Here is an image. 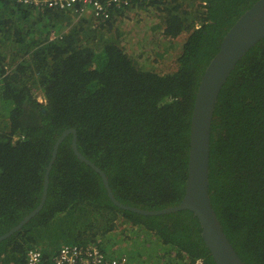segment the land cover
Here are the masks:
<instances>
[{
	"label": "trees",
	"instance_id": "trees-1",
	"mask_svg": "<svg viewBox=\"0 0 264 264\" xmlns=\"http://www.w3.org/2000/svg\"><path fill=\"white\" fill-rule=\"evenodd\" d=\"M256 1L141 4L162 17V38L189 33L176 69L162 73L124 48L118 22L131 8L104 22L84 16L74 23L69 11L1 0L0 235L40 204L55 142L68 128L77 129L79 150L107 174L118 200L148 210L178 205L200 81L225 34ZM72 141L70 134L59 146L41 211L0 242V264H25L32 246L49 256L63 242H96L107 255L120 256L121 244L109 236L117 234L121 218L129 223L126 233L161 245L155 261L217 264L193 211L145 215L119 207ZM209 188L238 254L246 264H264V38L241 58L219 94ZM138 259L154 264L145 254Z\"/></svg>",
	"mask_w": 264,
	"mask_h": 264
},
{
	"label": "water",
	"instance_id": "water-1",
	"mask_svg": "<svg viewBox=\"0 0 264 264\" xmlns=\"http://www.w3.org/2000/svg\"><path fill=\"white\" fill-rule=\"evenodd\" d=\"M262 38H264V0H258L238 18L225 34L218 52L211 59L200 81L191 121L186 190L178 205L148 210L127 205L118 200L110 186L107 174L79 150L77 129L68 128L55 142L45 175L40 204L13 229L0 235V242L21 229L25 223L41 211L47 198L49 174L57 157L59 146L68 135L73 134L72 144L75 154L100 173L109 197L116 205L145 215H158L189 209L197 216L202 227V237L217 264H246L225 233L211 201L209 188L211 132L214 111L225 82L241 58Z\"/></svg>",
	"mask_w": 264,
	"mask_h": 264
},
{
	"label": "rangeland",
	"instance_id": "rangeland-1",
	"mask_svg": "<svg viewBox=\"0 0 264 264\" xmlns=\"http://www.w3.org/2000/svg\"><path fill=\"white\" fill-rule=\"evenodd\" d=\"M127 12L129 17L126 21L124 20L123 24L118 22V25L121 24L120 27L123 26L125 30L123 45L126 51L146 68L162 73L174 71L177 67V58L189 33L183 32L173 40L162 38L161 27H158V24L162 23V17L155 8L148 7L146 9L137 6ZM163 49H166V52L163 54L157 53L164 51ZM41 95L39 93L40 99H42ZM118 222L116 226L117 234H110L109 238L112 242L121 244L120 254H126L130 264H146L138 259L140 254L147 255L148 259L151 260L150 263L162 264L155 261L156 251H160L158 247L161 245L151 240V238L139 237V232L130 231L126 233L125 230L129 229L126 225H129V223L122 218ZM60 245L61 243H58L57 247Z\"/></svg>",
	"mask_w": 264,
	"mask_h": 264
},
{
	"label": "built area",
	"instance_id": "built-area-1",
	"mask_svg": "<svg viewBox=\"0 0 264 264\" xmlns=\"http://www.w3.org/2000/svg\"><path fill=\"white\" fill-rule=\"evenodd\" d=\"M1 1V0H0ZM35 8H50L69 11L74 21L91 16L96 23L113 17L116 10L141 6L150 0H14ZM1 8V3H0ZM59 34L53 33L52 38ZM198 263H201L200 261ZM25 264H129L128 257L109 256L99 243H63L53 254L47 256L42 247L32 246L27 250Z\"/></svg>",
	"mask_w": 264,
	"mask_h": 264
},
{
	"label": "clouds",
	"instance_id": "clouds-1",
	"mask_svg": "<svg viewBox=\"0 0 264 264\" xmlns=\"http://www.w3.org/2000/svg\"><path fill=\"white\" fill-rule=\"evenodd\" d=\"M0 9H1V8H0ZM60 11H61V10H60ZM74 19H75V18H74ZM75 22H77V21H74V23H75ZM41 98H42V99H40V96H39V100H40V101H43V96H42V95H41ZM63 243H67V242H63ZM63 243H62V244H63ZM62 244H61V245H62ZM61 245H60V246H61ZM58 249H59V248H58Z\"/></svg>",
	"mask_w": 264,
	"mask_h": 264
}]
</instances>
